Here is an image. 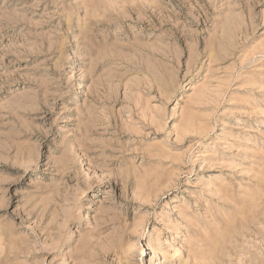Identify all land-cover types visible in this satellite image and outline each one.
Wrapping results in <instances>:
<instances>
[{"label":"rangeland","instance_id":"rangeland-1","mask_svg":"<svg viewBox=\"0 0 264 264\" xmlns=\"http://www.w3.org/2000/svg\"><path fill=\"white\" fill-rule=\"evenodd\" d=\"M0 264H264V0H0Z\"/></svg>","mask_w":264,"mask_h":264}]
</instances>
